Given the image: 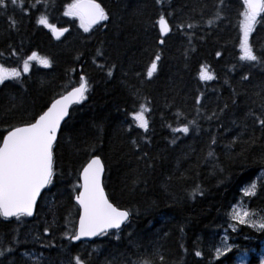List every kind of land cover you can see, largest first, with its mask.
I'll list each match as a JSON object with an SVG mask.
<instances>
[{"label":"trees","instance_id":"obj_1","mask_svg":"<svg viewBox=\"0 0 264 264\" xmlns=\"http://www.w3.org/2000/svg\"><path fill=\"white\" fill-rule=\"evenodd\" d=\"M71 2L48 0L45 9L32 7L35 0H24L26 11H22L19 0L17 5L8 0L7 9H0V64L22 71L20 57L33 51L52 62L51 68L31 62L21 82L6 81L7 87L0 86V136L10 126L32 121L53 99L77 85L81 75L91 85L88 99L72 109L54 146L55 175L34 218L0 219V240L17 236L21 241L13 253L0 259L4 264H21L27 251L42 254L43 264H67L69 253L80 255L88 264L140 260L238 264L243 255L245 264H260L264 232L243 225L233 232L227 217L231 205L248 199L241 187L264 175V130L255 123V116L262 112L264 67L239 59L242 0H224L223 6L219 0H164L163 4L97 0L109 20L87 33L78 19L63 15ZM218 10L221 19L209 26L207 21ZM41 13L69 31L57 40L36 23ZM161 14L173 26L163 45L157 42L156 21ZM184 22L196 26L176 28ZM250 43L264 52L261 25L256 26ZM157 50L161 60L148 78ZM12 51L17 55H11ZM110 65L115 68L108 77ZM201 65H207L216 79L201 81ZM242 75L248 79H241ZM141 103L150 108L148 132L136 127L129 115ZM213 112L217 115L207 119ZM191 120L196 123L190 125L189 134L172 131ZM96 155L105 166L104 187L110 201L129 210L130 220L118 232L74 244L63 233L77 227L79 208L74 197L80 173ZM260 183L257 180L258 195L247 206L264 214ZM197 185L203 194L193 197ZM45 227L49 235L44 234ZM225 235L233 247L217 259L214 246ZM49 241L52 246L43 247ZM197 250L201 257L195 256Z\"/></svg>","mask_w":264,"mask_h":264},{"label":"snow or ice","instance_id":"obj_2","mask_svg":"<svg viewBox=\"0 0 264 264\" xmlns=\"http://www.w3.org/2000/svg\"><path fill=\"white\" fill-rule=\"evenodd\" d=\"M10 2L12 5H17L18 0H10ZM156 2L157 4H163L164 0H156ZM219 2L223 6L224 0H219ZM36 5H43L46 9L48 0H35V4L32 7H36ZM7 7L8 0H0V9H7ZM19 7L22 11H26L24 0H19ZM63 15L77 18L79 26L86 33L90 32L94 25L102 24L109 20L108 12L97 0H72L71 3L66 5ZM239 15L242 17L239 24L241 33L239 59L249 65L264 67V52L254 50L253 44L250 43V36L255 31L256 26L261 25L264 28V0H242V11ZM220 19L221 15L218 10L215 17L209 19L207 23L211 26ZM36 23L47 28L57 40L69 31L67 27H57L54 23H51L48 16L43 13L38 14ZM156 25L159 29L157 42L163 45L165 43L164 37L172 33L173 26L163 14L157 19ZM11 26H15V21L12 22ZM185 26L187 29H193L196 25L192 22H184L177 24L176 28L183 29ZM188 35L190 43L191 34ZM97 54L102 55L99 50ZM0 55H3V53H0ZM11 55L16 56L17 53L12 51ZM220 55V52L216 53L217 57ZM20 59L22 60V71L17 67H5L0 64V86L7 87L6 81L21 82L22 74H27L30 71L31 62H35L43 68L52 67L51 60L36 51L31 52L26 58L20 57ZM160 60L161 54L157 50L147 70L148 78H151L157 71ZM99 67L103 68L104 66L100 65ZM114 68L115 65L108 66V77L113 75ZM199 79L207 82L216 79V76L207 65H201ZM241 79L247 80L248 76L242 75ZM90 88L91 85L88 79L81 75L77 85L72 86L70 90H66L58 98L53 99L50 106L32 121L22 125L10 126L6 129L5 134L0 136V219L9 220L15 218L16 221L21 222V218L34 215L37 200L41 197L42 190L52 183L55 175L54 146L57 143L61 124L66 122V118L70 116L69 109L73 104H81L88 99L87 93ZM196 102L197 104L200 103L199 97ZM233 102L235 103V100ZM227 106V104L224 105L225 108ZM261 107L262 112L260 115L255 116V123L264 130V97L261 98ZM148 112H150V108L146 104L141 103L137 111L129 114L135 126L145 132L149 131V118L146 115ZM177 115L180 114L177 113ZM216 115L217 113L213 112L212 116H208L207 119L211 120ZM249 115L254 114L249 113ZM195 123V120L188 121L182 126L172 128V131L187 135L190 132V125ZM249 141L255 143L252 137H249ZM211 143H216L215 137L212 138ZM211 155L213 153L210 151L209 156ZM261 160L264 161V155L261 156ZM104 171L105 166L100 156L96 155L89 159L80 173L82 183L79 187L81 190L74 197L80 209L78 227L63 233V236L69 242L108 235L110 230L119 231L122 225L129 221L130 211L114 206L106 196L101 180ZM257 180L261 181L259 189L264 190V175L258 177ZM257 180H252L241 187L240 191L243 193V197L248 198L247 200L230 206L231 210L227 214L228 226L231 227L233 232L237 230L238 225L264 232V214L247 206L251 198L258 195ZM197 193L203 194L198 185L191 195L194 197ZM44 234H50L49 227L44 228ZM37 239L40 238L37 237ZM228 239V236L225 235L219 245L214 246L215 258L219 259L232 250L233 245L228 242ZM20 242L17 236L7 242L0 240V258L13 253L15 245ZM51 246V241L43 244V247ZM195 256L201 257L202 252L199 250L195 251ZM22 257L24 259L21 264H43L42 254L33 255L26 251L22 253ZM160 259L163 260V257H160ZM0 264H4L3 259H0ZM67 264H88V262L78 254L71 255L69 253ZM135 264H150V261L140 260L135 262ZM260 264H264V258L261 259Z\"/></svg>","mask_w":264,"mask_h":264},{"label":"water","instance_id":"obj_3","mask_svg":"<svg viewBox=\"0 0 264 264\" xmlns=\"http://www.w3.org/2000/svg\"><path fill=\"white\" fill-rule=\"evenodd\" d=\"M99 24H97V25H94L92 28H96L97 26H98ZM52 34V33H51ZM66 33H64V35H65ZM53 36V35H52ZM54 37V36H53ZM62 37V36H61ZM78 104H73L71 107H70V109H69V112L71 113V111H72V109L75 107V106H77ZM50 106V105H49ZM70 117V116H69ZM69 117L68 118H66V121L69 119ZM66 122H62V124H61V129H60V132L58 133V138H59V135H60V133H61V130H62V128H63V126H64V124H65ZM57 141H58V139H57ZM101 161H102V159H101ZM102 163H103V161H102ZM104 164V163H103ZM83 170V169H82ZM82 172V171H81ZM104 176H105V171H104V174L102 175V178H101V180H102V186H103V188H104V191H105V194H106V196L108 197V195H107V192H106V190H105V187H104ZM82 183V180L80 179V184ZM49 187V186H48ZM48 187H46L45 189H43L42 190V192H41V196L43 195V193L48 189ZM81 189H79V191H80ZM40 198L41 197H39L38 198V200H37V205H38V203H39V200H40ZM108 199H109V197H108ZM74 201H75V199H74ZM109 201H110V199H109ZM111 202V201H110ZM112 203V202H111ZM75 204L78 206V208H79V205L76 203V201H75ZM115 206V205H114ZM36 210H37V207H36ZM36 210H35V213H34V215L32 216V217H28V218H34V216H35V214H36ZM79 212H80V209H79ZM11 219H13V218H11ZM10 220V219H9ZM78 220H79V218H78ZM129 220H130V218H129ZM126 225V224H125ZM125 225H122V228L125 226ZM77 227H78V221H77ZM121 228V229H122ZM120 231V230H119ZM111 232H118L117 230H110V232L109 233H111ZM101 236H97V237H93V238H91V239H87V238H85V239H82L81 241H75V242H73L74 244H79V243H91V242H93L94 240H96V239H98V238H100Z\"/></svg>","mask_w":264,"mask_h":264},{"label":"rangeland","instance_id":"obj_4","mask_svg":"<svg viewBox=\"0 0 264 264\" xmlns=\"http://www.w3.org/2000/svg\"><path fill=\"white\" fill-rule=\"evenodd\" d=\"M69 18L77 19V18H75V17H69ZM79 189H80V187H79ZM261 257L264 258V244H263V249H262ZM241 262H243V264H245V258H244L243 255H241V256L239 257L238 264H241Z\"/></svg>","mask_w":264,"mask_h":264}]
</instances>
